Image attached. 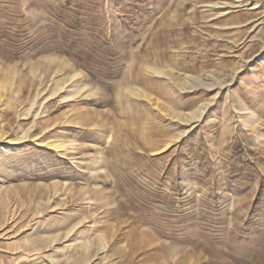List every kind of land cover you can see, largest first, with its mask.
<instances>
[{
  "label": "rangeland",
  "instance_id": "374dc122",
  "mask_svg": "<svg viewBox=\"0 0 264 264\" xmlns=\"http://www.w3.org/2000/svg\"><path fill=\"white\" fill-rule=\"evenodd\" d=\"M0 264H264V0H0Z\"/></svg>",
  "mask_w": 264,
  "mask_h": 264
},
{
  "label": "bare ground",
  "instance_id": "6f19581e",
  "mask_svg": "<svg viewBox=\"0 0 264 264\" xmlns=\"http://www.w3.org/2000/svg\"><path fill=\"white\" fill-rule=\"evenodd\" d=\"M54 148H55V149H59V146H58V145H55ZM12 149H13V150H16L17 148H16V146H12Z\"/></svg>",
  "mask_w": 264,
  "mask_h": 264
}]
</instances>
